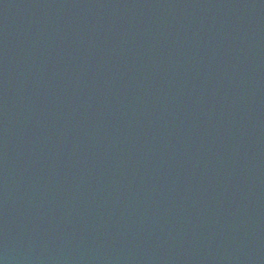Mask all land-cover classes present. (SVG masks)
I'll use <instances>...</instances> for the list:
<instances>
[{
    "label": "water",
    "instance_id": "water-1",
    "mask_svg": "<svg viewBox=\"0 0 264 264\" xmlns=\"http://www.w3.org/2000/svg\"><path fill=\"white\" fill-rule=\"evenodd\" d=\"M0 264H264V0H0Z\"/></svg>",
    "mask_w": 264,
    "mask_h": 264
}]
</instances>
